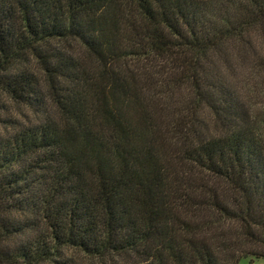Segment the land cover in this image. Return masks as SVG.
Instances as JSON below:
<instances>
[{
    "label": "trees",
    "instance_id": "16d2710c",
    "mask_svg": "<svg viewBox=\"0 0 264 264\" xmlns=\"http://www.w3.org/2000/svg\"><path fill=\"white\" fill-rule=\"evenodd\" d=\"M263 98L264 0H0V264L264 257Z\"/></svg>",
    "mask_w": 264,
    "mask_h": 264
},
{
    "label": "rangeland",
    "instance_id": "374dc122",
    "mask_svg": "<svg viewBox=\"0 0 264 264\" xmlns=\"http://www.w3.org/2000/svg\"><path fill=\"white\" fill-rule=\"evenodd\" d=\"M236 73H238V78L242 79V83L240 84L241 91L243 93H248V91L245 89L246 81L245 78L247 77V70L239 69ZM249 94V93H248ZM254 101H261L264 102L263 99H254ZM200 115L204 117V119L210 123V131L211 133H216V131L219 130V128L216 127L215 120L208 114L207 110L203 109L200 112ZM240 264H264V257H255V256H248L247 258L243 259Z\"/></svg>",
    "mask_w": 264,
    "mask_h": 264
}]
</instances>
